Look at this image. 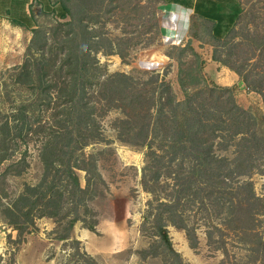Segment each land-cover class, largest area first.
<instances>
[{
  "label": "trees",
  "instance_id": "trees-1",
  "mask_svg": "<svg viewBox=\"0 0 264 264\" xmlns=\"http://www.w3.org/2000/svg\"><path fill=\"white\" fill-rule=\"evenodd\" d=\"M71 2L54 3L61 6L64 21L34 27L23 62L0 74V222L18 232L10 240L22 244L38 229L37 220L48 217L56 223L55 238L73 247L66 264H101L82 250L72 231L82 222L98 233L94 202L109 187L99 171V152L87 149L105 140L101 119L117 110V139L145 155L141 184L152 198L142 230L153 231L169 264H185L170 226L185 232L191 248L199 247L200 224L186 214L189 206L223 215L218 224L249 238L243 240L251 261L264 264V237L256 231L264 201L254 183L244 179L255 172L264 175V112L240 106L236 85L208 79L206 61L190 41L176 59L182 99L159 74L142 79L109 73L97 57L100 49L89 25L77 24ZM238 5L236 20L223 33L214 18L194 14L191 24L209 23L212 59L234 71L264 104V34L256 25L239 39L243 11ZM12 23L25 26L17 17ZM182 40L176 35L178 44ZM185 53L193 59L184 61ZM34 141L39 143L41 177L12 193L8 179L28 170L27 147ZM209 220L204 223L208 245L228 256L226 230ZM140 252L146 256L149 251Z\"/></svg>",
  "mask_w": 264,
  "mask_h": 264
},
{
  "label": "rangeland",
  "instance_id": "rangeland-1",
  "mask_svg": "<svg viewBox=\"0 0 264 264\" xmlns=\"http://www.w3.org/2000/svg\"><path fill=\"white\" fill-rule=\"evenodd\" d=\"M56 1L0 0V74L23 62L34 27L49 26L57 19L64 21L61 6L54 5ZM238 2L243 11L238 25L239 39L248 29L254 31L256 25L258 33L264 34V0ZM70 5L77 24L83 21L89 25L100 49L97 57L109 73L125 72L142 79L159 74L161 78L171 81L177 96L182 99L176 59L180 55L179 49L190 41L206 61L204 73L207 78L230 86L229 80H226L230 72L217 76L207 67V59H212L214 49L209 23L200 21L191 24L189 38L184 43L178 44L176 39L171 38L176 23L178 25L176 19L171 20L174 4L170 5L164 0H72ZM15 17L24 21L25 26L14 25L12 19ZM192 34L197 38H193ZM185 54L184 61L193 59L190 53ZM218 78L220 80H216ZM236 86V100L240 106L254 113L264 112L260 94L246 89L243 84ZM120 115L119 111L114 110L101 119L105 140L87 149L88 152H99V171L109 187L94 202L99 220L98 233L89 231L79 222L72 231V237L80 240L82 250L101 264H169L165 248L153 231L142 230L143 215L152 198L141 184L145 155L140 148L125 145L117 139L113 126ZM27 148L30 167L21 177L8 179L6 187L12 193L22 190L25 183H36L41 177L43 168L39 159V143L31 142ZM23 150L24 147L16 158ZM79 174L84 183L85 172L80 171ZM244 179L254 183L257 195L264 201V175L255 172L251 178ZM229 196L226 194V197ZM186 214L194 223L200 224L197 249L190 247L184 231L169 227L173 244L185 264H263L262 261H251L244 235L227 231L224 224H218V219H222L223 215L218 217L190 206ZM209 216L226 230L224 237L228 256L208 245L204 223L211 222ZM37 227L34 233L26 235L22 244H18L10 240V236L16 240L18 232L0 222V264H66L73 247L69 242L65 244L55 238L54 220L48 217L38 219ZM256 231L264 237V215L260 216ZM216 239H220L219 235ZM143 250L149 251L146 256L141 254Z\"/></svg>",
  "mask_w": 264,
  "mask_h": 264
},
{
  "label": "crops",
  "instance_id": "crops-1",
  "mask_svg": "<svg viewBox=\"0 0 264 264\" xmlns=\"http://www.w3.org/2000/svg\"><path fill=\"white\" fill-rule=\"evenodd\" d=\"M167 2L170 5L174 4V12L171 11L173 12L172 19L175 18L179 22V30L176 34L177 39H183L181 43H184L189 38L191 20L194 14L216 19L218 23L216 24L217 31L223 33L236 20L239 10L238 0H167ZM219 3H222V5L218 7ZM218 13L223 14L219 16ZM207 60L208 69L210 68L215 71L217 76L230 72V75L227 77L228 79H226L229 80L230 86L242 85L239 76L234 71L213 61L211 57ZM216 80H220V78ZM86 232L89 231L87 230Z\"/></svg>",
  "mask_w": 264,
  "mask_h": 264
},
{
  "label": "built area",
  "instance_id": "built-area-1",
  "mask_svg": "<svg viewBox=\"0 0 264 264\" xmlns=\"http://www.w3.org/2000/svg\"><path fill=\"white\" fill-rule=\"evenodd\" d=\"M175 19V18H174ZM174 19H172V21H174ZM177 22V21H176ZM175 27H176V29L174 30L175 32L174 33H172L170 36H171V38H173V39H176V32H177V23H176V25H175ZM177 42V41H176ZM174 43H175V41H174Z\"/></svg>",
  "mask_w": 264,
  "mask_h": 264
}]
</instances>
